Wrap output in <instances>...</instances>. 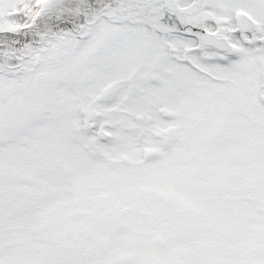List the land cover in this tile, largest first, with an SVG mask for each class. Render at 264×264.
<instances>
[{
	"label": "snow or ice",
	"instance_id": "obj_1",
	"mask_svg": "<svg viewBox=\"0 0 264 264\" xmlns=\"http://www.w3.org/2000/svg\"><path fill=\"white\" fill-rule=\"evenodd\" d=\"M0 264H264V0H0Z\"/></svg>",
	"mask_w": 264,
	"mask_h": 264
}]
</instances>
